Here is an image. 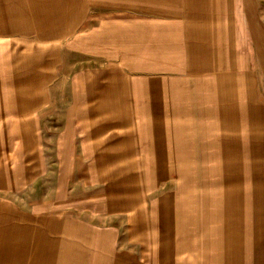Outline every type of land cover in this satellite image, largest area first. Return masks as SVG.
<instances>
[{"label":"crops","instance_id":"1","mask_svg":"<svg viewBox=\"0 0 264 264\" xmlns=\"http://www.w3.org/2000/svg\"><path fill=\"white\" fill-rule=\"evenodd\" d=\"M244 14L257 29L254 12L246 8ZM235 28L231 50L218 0H0L1 33L52 43L58 64L74 65L71 83L61 90V97L74 98L71 105L50 100L55 93L43 76L35 78L42 81L40 99L18 90L25 82L11 76L16 90L4 92L9 102L0 104V128L10 131L9 149L0 152L2 161L9 160V184L1 180L0 193L10 192L11 241L22 242L16 256L29 264H161V217L154 218L156 232L142 231L147 194L162 181L161 162L209 154L210 144L230 143L228 130L241 144L242 129L256 128L257 110L264 107L252 103L250 89L254 83L257 93L264 82V62L260 72L250 71L249 36L242 43L237 29L238 42ZM242 53L248 58L244 70ZM42 57L36 65L56 58ZM83 58L89 61L84 71L77 69ZM50 102H58L52 111ZM34 113L39 123L48 118L47 133L35 135ZM210 129L221 130L217 141L203 136ZM150 168L158 169L157 180L147 188ZM40 178L38 198L33 183ZM239 182L247 185L248 175ZM247 186L258 189L253 182ZM4 199L0 194L2 219ZM132 209L138 217L129 223L125 212ZM235 216L239 229L230 253L241 264V240L251 235L248 254L261 257L260 263L264 201L240 200ZM243 219L251 221L249 235Z\"/></svg>","mask_w":264,"mask_h":264},{"label":"rangeland","instance_id":"2","mask_svg":"<svg viewBox=\"0 0 264 264\" xmlns=\"http://www.w3.org/2000/svg\"><path fill=\"white\" fill-rule=\"evenodd\" d=\"M218 3L226 18L227 47L234 50V47L237 46V42L231 40L233 26L236 25V40L237 29H241L242 43L245 44L246 35L249 36L248 41L252 47L247 46L246 49L250 50V71L260 72L264 62V49L260 47V44L264 46V0H218ZM246 8H250L256 15L257 29L252 25L253 22H245ZM237 9H240L241 12L240 26L238 14L235 13ZM246 17L249 16L246 14ZM23 37L26 36L0 32V89L2 91L0 93L3 95L0 97V104L5 106L9 102V99L4 97V92L10 88L16 90V82L11 80V76L15 77L18 82H25L24 85L18 86V90L24 89L26 92L32 93L34 100L40 99L44 94L42 81L35 78L43 76L47 78L45 80L46 88L52 95L55 93L50 100L57 99V101H62L60 103L71 105L74 98L61 97V90L71 83L70 78L73 76L74 65L58 64L57 49H54V44L33 40L32 36ZM41 45L46 46L43 52L38 48ZM40 55L46 57V61L48 58L49 60L56 58L43 65H36L35 61L41 60L37 58ZM242 56V70H244L248 58L244 53ZM69 60L74 61L72 58ZM88 65V59L83 58L82 62L77 63V69L81 68L84 71V69H88ZM61 67H68L67 73H61ZM32 77L34 80L31 79ZM52 77L53 80H51ZM260 82L262 81L258 82L259 85ZM261 85L257 93L254 91V83H252L253 87H250L254 94L252 103L258 105H264V82ZM78 99L82 100L81 97ZM87 99L89 98H83V100ZM57 103L50 102L51 111ZM257 111V127L242 129L241 144L233 143V130H228L225 140L230 143L210 144L209 149L205 150V152L208 150L209 154L194 153L195 159L193 160L161 162L162 181L158 187L156 184L154 185L156 188L153 193L147 194V200L150 203L145 210V221H142V231L150 235V232L157 231L153 224L155 216L161 217V264H224V258L226 264H237L238 255L234 256L233 252L230 253L235 245V242L230 238H234L233 236L238 233L239 229V221L235 216L236 205H239L240 200L243 202L264 201V107H259ZM49 119L50 122L56 120L55 116H51ZM33 125L36 136L40 135V131L41 134L43 131L47 133L48 118L39 123L34 113ZM21 131L24 130L18 129V132ZM204 132L207 133L208 138L211 135V141H217L219 138L216 132L220 134L221 130H203V136ZM9 133L7 126L3 125L0 128V152L3 149H9ZM213 133H215L214 136ZM208 147L205 146V148ZM1 155L0 153V167L7 168L0 173V181L5 180L4 184H9L7 175L9 174V160L3 159L2 161ZM177 168L181 170V174L175 172ZM153 171L158 172V169L154 168L151 171L150 168L147 172L149 176L146 174V178L143 180L147 188L152 187L154 178H157V174ZM242 174L248 175L247 185L250 182L257 185L256 191L251 192V187L247 185L240 186L239 176ZM33 185L34 190L36 187H41V178L36 180ZM35 192L37 191L35 190ZM0 194H2V199L6 197L2 201V206L7 207L1 209L3 219L0 218V264H29L28 261L26 262L28 258L26 259L25 256L20 258L15 255L17 251H20L22 242L11 241L8 218L10 192L2 191ZM37 194L39 198L42 196V191L40 190ZM230 213L231 216H229ZM125 215L130 217L129 223H134L135 217H138L136 209L125 212ZM248 223L251 221L243 219V228H246L245 235L251 233ZM132 226V224H128L129 231L135 233V238H137V229H132ZM250 236L249 239L245 237L244 240H241V256L239 258L241 264H257L261 260V257L248 254V250L253 248ZM147 241L146 248L153 249V241ZM30 243L34 242H27V244ZM257 243L259 244V241ZM157 248L158 244L156 243V250ZM28 251H32V247ZM258 264H264V257Z\"/></svg>","mask_w":264,"mask_h":264}]
</instances>
